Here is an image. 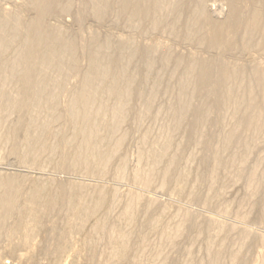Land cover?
<instances>
[{
	"label": "rangeland",
	"instance_id": "374dc122",
	"mask_svg": "<svg viewBox=\"0 0 264 264\" xmlns=\"http://www.w3.org/2000/svg\"><path fill=\"white\" fill-rule=\"evenodd\" d=\"M129 2L163 4L165 28L118 0L99 16L91 0H54L42 18L31 0H0V264H264V25L246 26L253 0L233 1L239 20L230 0ZM27 27L71 46L64 61L26 64ZM94 56L108 81L82 94Z\"/></svg>",
	"mask_w": 264,
	"mask_h": 264
},
{
	"label": "bare ground",
	"instance_id": "6f19581e",
	"mask_svg": "<svg viewBox=\"0 0 264 264\" xmlns=\"http://www.w3.org/2000/svg\"><path fill=\"white\" fill-rule=\"evenodd\" d=\"M32 1V6H34V9L36 10V13L38 14V16H39V18H42V17H44V16H46L48 13H50L51 11L50 10H53L54 8H53V4H54V0H31ZM92 1V8H94L93 9V11H94V13L97 15V16H99V15H103V13H104V9H105V5L103 4V1L106 3V2H109L110 0H91ZM130 0H118V9L120 10V11H125V10H128L129 8L131 9V7H132V9H136V10H138L139 12H141L139 15L140 16H142L141 18L142 19H145V20H148L150 17L152 18V19H154V21L152 22L153 23V25H154V27H158V26H160V25H162V23H163V20H161V19H158L157 18V13H161L162 11H163V4H159V3H154L153 4V6H151V7H148L147 6V4H142L141 2H137V3H133V4H131L130 2H129ZM136 1V0H135ZM158 1H161V0H158ZM191 1V0H190ZM206 1V0H205ZM234 1V0H233ZM233 1L232 0H230V2H231V7H233V9H232V12L234 13H232L233 14V18L234 19H236L237 17H239V16H236V15H239L238 13H235L236 12V8H234V6H233ZM67 2V1H66ZM200 2V1H199ZM253 2H254V8H256V9H254L251 13H250V15L249 16H245L246 17V19H249L248 21H247V27H249V26H251L252 27V23H260V20H261V24L262 25H264V15H263V12H261L260 11V6H264V0H253ZM56 3H57V1H56ZM89 4V3H88ZM181 4V3H180ZM179 4V5H180ZM223 4V3H222ZM246 4V3H245ZM194 5V4H193ZM199 5V3L196 5V7H194L193 9H194V13L192 12L191 14H193V16H191L192 17V19H189L190 21H189V23L190 24H187L186 22V27H189V29H192L193 27H195L196 26V22H197V20H198V18H200V20H199V22H201V20L202 19H204V18H201V17H199V16H201V14H204L203 13V11L205 12V10H204V3L203 2H201V7L200 6H198ZM54 6H55V4H54ZM91 6V5H90ZM183 6V5H182ZM237 7V6H236ZM166 8H167V6H166ZM210 8V7H209ZM84 9H85V7H84ZM188 9V8H187ZM192 8H191V10H193ZM205 9H206V7H205ZM216 9V8H215ZM238 9V8H237ZM88 10V9H87ZM182 11V10H181ZM209 10H207V12H208ZM228 11V10H227ZM71 12V11H70ZM89 12V11H88ZM129 12H130V10H129ZM212 12V11H211ZM241 11H239V13H240ZM121 13V12H120ZM131 13V12H130ZM229 13V12H228ZM227 13V14H228ZM122 14V13H121ZM209 14V13H208ZM212 14H214V13H211V15ZM231 14V13H230ZM247 14V13H246ZM122 15H126V13L124 14H122ZM229 15V14H228ZM12 16H13V14H12ZM118 16V15H117ZM130 16V15H129ZM230 16V15H229ZM236 16V17H235ZM136 17V16H135ZM139 17V16H138ZM203 17V16H202ZM225 17V16H224ZM228 17V16H227ZM249 17V18H248ZM190 18V17H189ZM209 18V17H208ZM211 18V17H210ZM240 18V17H239ZM239 18H237L236 20H239ZM7 20H9V19H7ZM132 20V19H131ZM176 21H178V20H176ZM186 21H187V19H186ZM232 21V20H231ZM140 22V21H139ZM148 22V21H147ZM198 22V23H199ZM7 23H10V21H7ZM14 23V22H13ZM176 24H177V22H176ZM200 24V23H199ZM227 24H228V22H227ZM235 24H236V22H235ZM253 24V28H255V26L256 25H254ZM142 25V24H141ZM179 25V24H178ZM244 25V24H243ZM261 25V26H262ZM143 26V25H142ZM162 26H164L163 28H165V25H162ZM167 26V25H166ZM180 27H181V25H179ZM246 27V28H247ZM3 28V27H2ZM18 25H17V22H15V24H14V27L12 28V32L15 34V35H17V33H18ZM161 28V27H160ZM176 28V27H175ZM245 28V27H244ZM11 29V28H10ZM200 29V28H199ZM250 29V28H249ZM248 29V30H249ZM259 29H261V27H259ZM262 29H263V32H264V26L262 27ZM261 29V30H262ZM194 30H196V27H195V29ZM194 30H193V32H194ZM198 30V29H197ZM27 34H26V40L24 41L25 43H24V46L22 47V48H24L23 49V52H24V54H21V57H23L24 58V60H25V62H26V64L27 63H31L34 67H35V69L37 70V68L38 67H42V68H44V69H46V67L47 66H49V65H52V64H55L56 65V67H57V65H58V63H61V62H63L64 61V53H67L69 50H70V48H71V46H67V44L64 46L63 44H59V42H61L60 41V38H56V39H52V36H50V35H43L42 33H41V31L39 30V28H33V27H30V28H28L27 27ZM196 32V31H195ZM194 32V34H196ZM59 33V32H58ZM50 43V44H48V43ZM75 42V41H74ZM54 44L55 43V47H53L52 46V44ZM56 44H58V45H56ZM1 42H0V48H1ZM39 46H44V52H42V55H41V59H37V52H36V49L39 47ZM98 46V45H97ZM99 47V46H98ZM74 48H75V46H74ZM103 50V49H102ZM92 52V51H91ZM69 53V52H68ZM74 53V52H73ZM100 53V52H99ZM102 53V52H101ZM13 57H14V55H13ZM35 59H37L39 62H35ZM20 60V59H19ZM33 60H34V62H33ZM144 60V59H143ZM98 62H100L99 61V59L97 58V57H93V59H92V69H91V77H84L83 79H82V81H81V85H82V88H80V90L82 89L83 91V93L82 94H85V92L86 91H89V88H90V84L93 82L92 80H95V81H99L100 82V84H104L103 83V81H106L107 79H106V77H107V73H108V70L109 69H106L107 68V66H105V69L106 70H104V68L102 69V67H101V65L98 63ZM15 63V62H14ZM29 63V64H30ZM101 63V62H100ZM142 63V62H141ZM16 64V63H15ZM19 64V63H18ZM119 64V63H118ZM152 64V63H151ZM150 64V65H151ZM167 64V63H166ZM193 64V63H192ZM14 64H12L11 65V67L13 66ZM153 65V64H152ZM223 65V64H222ZM222 65L220 66V67H222ZM111 66H113V65H111ZM167 66H168V64H167ZM28 67V66H27ZM33 67V68H34ZM163 67V66H162ZM166 67V66H165ZM191 67H192V65H191ZM219 67V68H220ZM232 67V66H231ZM230 67V68H231ZM144 68H146L145 66H144ZM167 68V67H166ZM17 69H18V67H17ZM164 69V68H163ZM236 69H238V70H241V68H236ZM176 70L177 69H174V71L176 72ZM219 70V69H218ZM227 70V69H226ZM230 70V69H229ZM237 70V71H238ZM18 71V70H17ZM211 69H209L207 66L205 67V68H203V70L200 72V74H199V80H198V82H199V87H205V85L206 86H208L209 85V78H210V74H211ZM221 71V70H220ZM233 71V70H232ZM242 71V70H241ZM259 71V72H258ZM256 73L258 74V73H260L261 71L260 70H258ZM240 71H238V73H239ZM247 72V71H246ZM28 73V72H27ZM119 73V75L120 76H122V78L125 76V73H122L121 71L120 72H118ZM217 73H218V71H217ZM216 73V74H217ZM249 72H247V74H248ZM232 74V73H231ZM244 74V73H243ZM263 74V72H261V75H260V77L259 78H257L256 79V84H255V82H254V84L256 85L255 87L257 88V86L259 87V89H261V91L260 92H262V89H264V74ZM249 75V74H248ZM26 77H25V81H27V83L29 84V85H32L34 82H35V79H33V77H30V75L29 74H27V75H25ZM218 77H221L220 76V74H218L217 75ZM224 76L225 77H227V76H229V74H224ZM251 76V75H250ZM18 77V76H17ZM131 77V76H130ZM179 77V76H178ZM184 77V76H183ZM242 77H244V76H242ZM252 77V76H251ZM110 78V77H109ZM128 78V77H127ZM182 77H180V79H181ZM256 78V77H255ZM222 79V78H221ZM228 79V78H227ZM236 79V78H235ZM240 79H241V77H240ZM244 79V78H243ZM250 79V78H249ZM128 79H126V81H127ZM225 79L223 78V80H220V81H224ZM238 80V79H237ZM108 81V80H107ZM190 81V80H189ZM196 81V80H195ZM219 81V82H220ZM240 81V80H239ZM238 81V82H239ZM245 81H247L246 79H245ZM244 81V82H245ZM253 80H251V82H252ZM254 81H255V79H254ZM218 82V83H219ZM234 82V81H233ZM127 83H130L129 81L127 82ZM194 83V82H193ZM224 83V82H223ZM232 83V82H231ZM234 83H236V82H234ZM242 83V82H241ZM182 84H185V83H182ZM191 84V83H190ZM189 84V85H190ZM225 84H227V81H226V83H224V85ZM246 84L248 85V82H246ZM252 84V83H251ZM178 85V84H177ZM188 85V84H187ZM194 85V84H193ZM213 85V84H212ZM224 85H220V86H224ZM230 85V84H229ZM125 86V85H124ZM231 86V85H230ZM119 87V86H118ZM213 87V86H212ZM232 87H234L233 85H232ZM236 87V86H235ZM237 87H239V86H237ZM252 87V86H251ZM121 88V87H120ZM124 88V87H123ZM240 88V87H239ZM107 89L108 90H111L112 88L111 87H107ZM192 89V88H191ZM214 89V88H213ZM219 89H220V87H219ZM234 89V88H233ZM104 90V89H103ZM236 90V89H235ZM240 90V89H239ZM247 90V89H246ZM245 90V91H246ZM251 90V89H250ZM85 91V92H84ZM131 91H132V89H131ZM231 91H233L232 89H231ZM230 91V92H231ZM248 91V90H247ZM246 91V92H247ZM259 91V90H258ZM191 92V91H190ZM224 92V91H223ZM249 92V91H248ZM94 93V92H93ZM121 93V92H120ZM125 92L123 91L121 94H120V96L121 95H123ZM242 93V92H241ZM264 93V90H263V92H262V94ZM82 94H80L81 96H82ZM88 94H89V92H88ZM189 94H191V93H189ZM221 94H223L222 92L220 93V95ZM231 94H232V92H231ZM236 94H237V92H236ZM235 94V95H236ZM245 95V92L244 93H242V95ZM251 94V93H250ZM253 94V93H252ZM259 94V93H258ZM96 95V94H95ZM139 95V94H138ZM141 96H143V94H140ZM139 95V96H140ZM192 95H193V93H192ZM224 95V94H223ZM226 95V94H225ZM224 95V96H225ZM241 95V94H240ZM248 95V94H247ZM254 95V94H253ZM252 95V96H253ZM138 96V97H139ZM147 96V98H148V96H149V94L148 95H146ZM208 96V95H207ZM206 96V97H207ZM222 96V95H221ZM251 96V97H252ZM260 96H261V94H260ZM263 96V95H262ZM261 96V97H262ZM105 97H107V95L105 96ZM192 97V96H191ZM240 96H238V98H239ZM250 97V99H249V96H248V98H246V99H249V102H251L252 103V100H253V98H251ZM254 97V96H253ZM146 98V99H147ZM150 98V97H149ZM224 98H226V97H224ZM255 98H257L256 97V94H255ZM254 98V99H255ZM262 98H264V97H262ZM137 99V98H136ZM145 99V100H146ZM232 99H234V98H232ZM235 99H236V97H235ZM240 99H242L243 100V98H240ZM103 100V99H102ZM194 100V99H193ZM218 100V99H217ZM139 101V100H138ZM142 101H143V99H142ZM219 101V100H218ZM231 101V100H230ZM240 102H241V100H239ZM238 101V102H239ZM254 101V100H253ZM103 102V101H102ZM140 102V101H139ZM144 102V101H143ZM145 102H147V101H145ZM217 102V101H216ZM220 102V101H219ZM239 102V103H240ZM243 102H245V101H243ZM151 103V102H150ZM149 103V104H150ZM224 103V102H223ZM231 103V102H230ZM86 104V103H85ZM110 104H113V103H110ZM139 104V103H138ZM141 104V103H140ZM232 104V103H231ZM244 104V103H243ZM243 104L241 105H239V106H243ZM143 105V104H142ZM221 106H223V105H221ZM237 106V105H236ZM100 107V106H99ZM122 107V106H121ZM142 107V106H141ZM244 107V106H243ZM203 108V107H202ZM223 108V107H222ZM226 108H227V106H226ZM246 108V104H245V107H244V109ZM151 109V108H150ZM238 109V108H237ZM247 109V108H246ZM91 110V109H90ZM187 109L185 108L184 110L183 109H181V110H179L178 112H177V114H178V116L179 117H182L183 116V114L185 113V111H186ZM234 109H233V107H232V111H233ZM236 110V109H235ZM241 110H243V109H241ZM141 112H142V110H140ZM224 111V110H223ZM231 111V112H232ZM237 111V110H236ZM239 111V110H238ZM237 111V112H238ZM121 112V111H120ZM132 112V111H131ZM145 112V111H144ZM150 112V111H149ZM158 112V111H157ZM234 112V111H233ZM111 112H109V114H110ZM148 113V112H147ZM227 113V112H226ZM136 114H137V112H136ZM229 114H231V113H229ZM241 115H242V113H240ZM112 114H110V116H111ZM141 115V114H140ZM155 115V114H154ZM161 115V114H160ZM243 115H248L247 114V111H246V114H243ZM84 117H85V114L83 115ZM109 116V115H108ZM229 116V115H228ZM233 115H230V117H232ZM240 116V115H239ZM239 116L237 117V118H239ZM245 116V117H246ZM248 116H250L251 117V115H248ZM106 117V116H105ZM144 117V116H143ZM242 116H240V120L239 121H241V122H243L244 121V118L242 119L241 118ZM244 117V116H243ZM120 118V117H119ZM152 118H153V116H152ZM233 118V117H232ZM76 119V118H75ZM109 119V118H108ZM112 119V118H111ZM226 119V118H225ZM224 119V120H225ZM229 119V118H228ZM246 119V118H245ZM253 119V118H252ZM195 120V119H194ZM236 120V119H235ZM243 120V121H242ZM230 121V120H229ZM234 121V120H233ZM251 122H252V120H250ZM254 121V120H253ZM237 122V121H236ZM28 123V122H27ZM26 123V124H27ZM181 123V122H180ZM182 123H184V122H182ZM231 123V122H230ZM244 123H246L247 125H246V128H247V126H248V123L249 122H244ZM197 124V123H196ZM253 124H255V123H252V126H251V128L253 127ZM175 125V124H174ZM245 125V124H244ZM27 127V126H26ZM187 127V126H186ZM257 127H259V126H257ZM28 128V127H27ZM249 128V127H248ZM260 128V127H259ZM250 130H252V129H249V131ZM27 131V130H26ZM90 131V130H89ZM167 131V130H166ZM189 131V130H188ZM224 131V130H223ZM246 131V130H245ZM245 131H243V132H245ZM254 131V130H253ZM95 132V131H94ZM192 132V131H191ZM251 132V131H250ZM85 133V132H84ZM90 133V132H89ZM254 133V132H253ZM91 134V133H90ZM241 134V133H240ZM121 135V134H120ZM148 135V134H147ZM184 135V134H183ZM228 135H230V134H228ZM95 136V135H94ZM239 136V134L238 135H236V139H237V137ZM250 136H251V133H250ZM119 138V137H118ZM117 138V139H118ZM185 142V141H184ZM234 142H235V140H234ZM241 142V141H240ZM188 143V142H187ZM238 143V142H237ZM235 144V143H234ZM238 144H241V143H238ZM99 147V146H98ZM221 148V147H220ZM166 158V157H165ZM240 160V159H239ZM240 161H238V163H239ZM231 164V163H230ZM169 167H171V166H169ZM127 170V169H126ZM221 170V169H220ZM135 173V172H134ZM240 175V174H239ZM229 176V175H228ZM233 176V175H232ZM252 176V175H251ZM239 177V176H238ZM237 177V178H238ZM234 178V177H233ZM252 178V177H251ZM255 178V177H254ZM76 179V178H75ZM240 179V178H239ZM253 179V178H252ZM81 180V179H80ZM79 180V181H80ZM249 180H250V178H249ZM254 180V179H253ZM256 180H257V177H256ZM91 181V180H90ZM255 181V180H254ZM95 182V181H94ZM97 182V181H96ZM250 182H251V180H250ZM257 182H260V180L259 181H256V184H257ZM162 184V183H161ZM254 184V183H253ZM224 185V184H223ZM255 185V184H254ZM258 186H259V183H258ZM6 190H7V192L8 193H12L13 192V186H11V184H10V181H8V183L6 184ZM255 189H257V188H255ZM78 192H80V191H78ZM87 192V191H86ZM5 193H6V191H5ZM84 193V192H83ZM88 193V192H87ZM85 194V193H84ZM87 194H85V196H86ZM5 205V204H4ZM114 206V205H113ZM3 209V208H2ZM5 211H3V210H1V213H0V215L3 217V213H4ZM6 213V212H5ZM5 215V214H4ZM1 217V218H2ZM208 221H210V219L208 220ZM178 230V229H177ZM1 245V244H0ZM213 246V245H212ZM168 247V246H167ZM166 248V247H165ZM164 248V249H165ZM158 249V248H157ZM154 251V250H153ZM167 251V250H166ZM218 251V250H217ZM154 252H156V251H154ZM7 255H8V253H7ZM6 255V256H7ZM157 255V254H156ZM187 255V254H186ZM192 255V254H191ZM158 256V255H157ZM207 256H208V254H207ZM210 256V255H209ZM158 258H159V256H158ZM209 258V257H208ZM207 258V259H208ZM139 260V259H138ZM153 260H154V258H153ZM260 260V259H259ZM171 261H172V259H171ZM194 261V260H193ZM261 261V260H260ZM139 262V261H138ZM6 263V262H5ZM143 263V262H142ZM166 263V262H165ZM200 264V263H199Z\"/></svg>",
	"mask_w": 264,
	"mask_h": 264
}]
</instances>
